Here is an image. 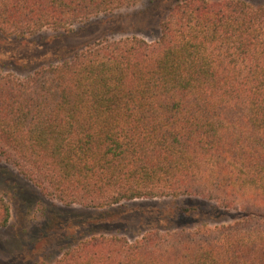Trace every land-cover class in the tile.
<instances>
[{"label": "trees", "instance_id": "obj_1", "mask_svg": "<svg viewBox=\"0 0 264 264\" xmlns=\"http://www.w3.org/2000/svg\"><path fill=\"white\" fill-rule=\"evenodd\" d=\"M141 0H0L25 37ZM158 40H99L27 79L0 69V157L66 205L197 196L234 223L99 235L55 264H264V5L177 0ZM0 195V229L11 221Z\"/></svg>", "mask_w": 264, "mask_h": 264}, {"label": "rangeland", "instance_id": "obj_2", "mask_svg": "<svg viewBox=\"0 0 264 264\" xmlns=\"http://www.w3.org/2000/svg\"><path fill=\"white\" fill-rule=\"evenodd\" d=\"M177 0H141L74 25L69 31L44 28L25 37L0 34V69L27 79L102 39L138 36L159 39L161 21ZM256 6L264 0H246ZM0 195L11 206V221L0 229V264H55L68 249L94 236L131 241L159 229L176 231L235 222L238 212L197 196L139 199L107 208L66 205L46 195L0 157Z\"/></svg>", "mask_w": 264, "mask_h": 264}]
</instances>
